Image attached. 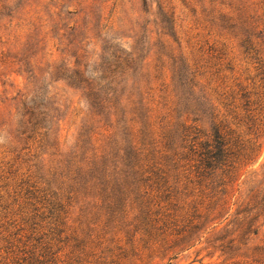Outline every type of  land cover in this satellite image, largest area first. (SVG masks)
Here are the masks:
<instances>
[{
  "label": "rangeland",
  "instance_id": "1",
  "mask_svg": "<svg viewBox=\"0 0 264 264\" xmlns=\"http://www.w3.org/2000/svg\"><path fill=\"white\" fill-rule=\"evenodd\" d=\"M222 118L253 154L199 177L178 125ZM233 236L264 245V0H0V264H218Z\"/></svg>",
  "mask_w": 264,
  "mask_h": 264
},
{
  "label": "trees",
  "instance_id": "2",
  "mask_svg": "<svg viewBox=\"0 0 264 264\" xmlns=\"http://www.w3.org/2000/svg\"><path fill=\"white\" fill-rule=\"evenodd\" d=\"M232 11V10H231ZM232 13V12H229ZM234 17L232 14H230V20H234ZM127 56H116V61H119L120 63L126 64ZM74 74L77 76H82V72L79 70H73ZM90 79V78H89ZM100 79L104 80V76ZM84 82L87 87H91L92 85H95L94 77L92 76L90 80L84 79ZM95 82V83H94ZM145 109L148 111H151L146 107ZM150 118V116H147ZM168 120L166 121V126H170L171 124V116L169 112H167ZM124 123L126 124V127L131 132V122L132 120L129 118L123 119ZM224 118H222L220 121L217 122V124L213 125L211 128V132L209 133H202L201 130L197 127L191 126V125H181L178 126L182 129L184 132V138L183 141L187 144V154L185 156L187 160V165L190 167H194L196 169L197 175L199 177H209L211 174H213L217 168H221L220 166H224L222 169L223 171H226V173H232L235 172L238 169V166L240 165V161H248L252 154L254 149L250 148L247 152L242 154L241 160L237 159L236 156L232 153V146L234 145L232 142H230V130H226V126L223 125ZM229 136V137H228ZM131 141V147L134 150V157L137 155L138 152H140V148L136 146V142L133 141V137L131 134L130 137ZM254 144V143H253ZM185 147V148H186ZM120 151L122 149H119ZM88 151V150H87ZM86 151V152H87ZM90 156H88L87 161L90 162L94 167L98 166V161L102 163L103 169L101 172V175H105V171L108 167L109 159L105 156L98 154L97 151L94 149L91 150ZM85 152V153H86ZM118 153V152H116ZM189 155V156H188ZM236 159V160H235ZM192 161V164H191ZM239 161V162H238ZM110 163V162H109ZM226 167V168H225ZM105 169V170H104ZM158 191V190H157ZM119 193L123 194V186L119 188ZM251 223V221H250ZM247 224V221L241 222V225H238V228H242L246 225L244 228V231L242 234L252 233L253 236L258 235V229L257 227L252 228L253 224ZM236 225V223H235ZM239 244H241L240 241H238L237 236L230 237L227 241V244L221 248L222 254H227L229 256L230 251L239 250ZM246 254L244 253L243 256H227L225 260L218 264H264V245L258 246L254 245L251 247H246ZM239 257H241L239 259Z\"/></svg>",
  "mask_w": 264,
  "mask_h": 264
}]
</instances>
